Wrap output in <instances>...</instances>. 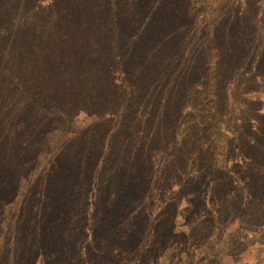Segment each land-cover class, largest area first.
Masks as SVG:
<instances>
[{
  "label": "rangeland",
  "instance_id": "1",
  "mask_svg": "<svg viewBox=\"0 0 264 264\" xmlns=\"http://www.w3.org/2000/svg\"><path fill=\"white\" fill-rule=\"evenodd\" d=\"M0 264H264V0H0Z\"/></svg>",
  "mask_w": 264,
  "mask_h": 264
}]
</instances>
